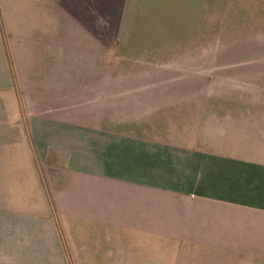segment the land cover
I'll use <instances>...</instances> for the list:
<instances>
[{"label":"crops","instance_id":"obj_1","mask_svg":"<svg viewBox=\"0 0 264 264\" xmlns=\"http://www.w3.org/2000/svg\"><path fill=\"white\" fill-rule=\"evenodd\" d=\"M143 1L0 0V264H264V31L154 51L264 0Z\"/></svg>","mask_w":264,"mask_h":264},{"label":"rangeland","instance_id":"obj_2","mask_svg":"<svg viewBox=\"0 0 264 264\" xmlns=\"http://www.w3.org/2000/svg\"><path fill=\"white\" fill-rule=\"evenodd\" d=\"M243 6H246V2L240 1H231L230 7L240 10ZM249 10H253V13L247 14V16L243 17L240 15H235L231 17H222V16H212L206 17V23L203 27L202 32L196 37L193 38L191 41L182 44V43H172L165 45V49L159 48L155 49V60L160 58L161 56L165 55V65L168 64L170 67L172 64L177 62L178 53L183 52L180 56L184 55V52L189 53L191 52L194 47L202 45V53L205 57H213L216 58L217 56H225L226 58H231L235 56H240L241 50L240 49H230V48H220V47H207L204 48V44L209 38H216L222 41H229V40H243L248 39L250 41H254L257 38V30L264 31V11L261 13L258 11L259 6L256 2H249L248 6H246ZM245 7V8H246ZM241 13V12H240ZM227 21V23H226ZM218 22V34H213L215 31V26ZM231 28L230 33H224L225 27ZM225 26V27H224ZM248 37V38H247ZM228 46V45H227ZM254 51V50H253ZM261 51V50H260ZM238 53V54H237ZM237 54V55H236ZM155 66H157L155 64ZM223 81L218 82H208L207 87L210 86H217L221 87V84H224Z\"/></svg>","mask_w":264,"mask_h":264},{"label":"trees","instance_id":"obj_3","mask_svg":"<svg viewBox=\"0 0 264 264\" xmlns=\"http://www.w3.org/2000/svg\"><path fill=\"white\" fill-rule=\"evenodd\" d=\"M143 3L154 14L155 38L158 34L157 29L162 26L165 28V36L178 39L193 32L199 20L193 10L199 9L204 1L144 0Z\"/></svg>","mask_w":264,"mask_h":264}]
</instances>
